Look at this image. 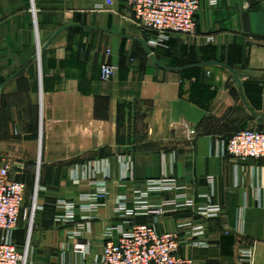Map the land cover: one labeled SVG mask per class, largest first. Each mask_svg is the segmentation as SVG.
I'll return each mask as SVG.
<instances>
[{
	"label": "crops",
	"instance_id": "0c3cea01",
	"mask_svg": "<svg viewBox=\"0 0 264 264\" xmlns=\"http://www.w3.org/2000/svg\"><path fill=\"white\" fill-rule=\"evenodd\" d=\"M197 24L196 35L173 33L166 46H156L128 0H0V102L9 96L8 109H21L29 91L36 107L40 78L49 139L62 141L60 148L47 144V164L92 153L101 159L95 178L108 185L97 211L78 208L74 221L58 222V201L81 205V193L97 191L98 182L74 180L76 164L60 184L46 177L26 264H92L107 228L120 222L116 198L126 195L132 207L137 189L164 176L176 178L195 202L157 217L159 231L180 234L181 254L198 264H264V158L239 160L226 148L236 131L264 129V0H200ZM39 37L46 46L40 73ZM104 62L116 65L109 81L101 79ZM130 162L134 176L121 180ZM209 201L221 204L216 217L199 212ZM193 222L205 224L203 246L191 245ZM78 223L86 225L87 254L74 234ZM27 224L20 217L14 233L21 252ZM249 248L248 263L242 252Z\"/></svg>",
	"mask_w": 264,
	"mask_h": 264
},
{
	"label": "built area",
	"instance_id": "2783aa9c",
	"mask_svg": "<svg viewBox=\"0 0 264 264\" xmlns=\"http://www.w3.org/2000/svg\"><path fill=\"white\" fill-rule=\"evenodd\" d=\"M211 1L214 3L216 0ZM128 4L134 11L138 25L155 34L152 42L156 46H166L173 33L189 36L198 33L197 13L200 9V0H128ZM115 73L116 65L113 63L104 62L101 65L103 81L111 80ZM190 133L193 134L194 131ZM226 148L239 160L264 158V130L236 131L227 141ZM96 164L78 166L73 172V178L79 181L81 177L92 176L90 180L98 182L97 191L81 193L79 197L81 205L73 201H58L57 207L64 209L56 218L58 222L74 221L78 208L84 212H95L102 205L101 199L106 195L108 185L104 181L96 180L95 173L98 171ZM12 170L10 162L0 163V264H26L28 250L25 253L21 252L14 237L25 200L26 184L13 178ZM133 172V164L130 162L121 176L126 179L133 178ZM105 177H110V173ZM39 191L40 188L37 186L32 207L34 213L39 208L37 205ZM172 191L173 197L162 199L158 203L150 201L152 195L156 193ZM134 194L132 207L129 206L126 195H119L116 198L113 213L120 222L107 228L103 252L92 257V264H198L193 258L181 254L182 240L178 232H161L157 228L158 216L195 205L194 200L188 196L177 179L170 176L149 179L145 186L137 189ZM221 210V204L212 201L199 207L200 214L205 218L216 217ZM139 215L153 216L154 219L150 223L135 224L133 218ZM91 218L89 215L84 217V220ZM190 225L191 245H205L200 240L205 233V224L193 222ZM85 226L78 223V231L74 234L85 240L79 248L82 253L87 254L90 243L88 236L83 234ZM253 254L254 248H249L242 252V258L249 263Z\"/></svg>",
	"mask_w": 264,
	"mask_h": 264
},
{
	"label": "rangeland",
	"instance_id": "374dc122",
	"mask_svg": "<svg viewBox=\"0 0 264 264\" xmlns=\"http://www.w3.org/2000/svg\"><path fill=\"white\" fill-rule=\"evenodd\" d=\"M40 48H42V43H40L39 37V73L42 70L43 57V52L40 53ZM22 83L26 84L29 83V81L25 77L22 80ZM40 93L41 82L39 78L37 92L38 100L36 107L33 104H30L29 91L22 94L23 105L21 109H8L9 96L6 98L7 101L4 100L0 102V163L5 161L10 162L13 167L11 173L12 177L17 180H21L26 184L25 200L21 209L20 217L28 223V233L24 236V239L21 242H18L21 250L23 249V252L27 249L28 237L30 239L29 230L36 215V213L32 212V207L34 205L33 202L37 186L40 188V194L43 190L42 184H44V179L47 177L60 184L62 177L66 176L68 171L67 166L69 164H76V166H88L101 160L100 157L97 158L95 155H92V153L86 152L83 156L71 158L68 160L67 164L65 163L66 165L62 162L53 163V165L47 164L45 155L47 144L50 143V147L60 148L62 141L58 138L52 140L51 138L49 139L52 134L49 135L48 130L46 129L44 122V105L40 98ZM12 99L13 98L11 97L9 100ZM3 104H6L7 106L5 109ZM252 129L264 130L263 128ZM40 142L41 158L39 155ZM69 161L73 162L71 163ZM62 164H64V166H62ZM121 177V180L126 179ZM26 237L27 239H25Z\"/></svg>",
	"mask_w": 264,
	"mask_h": 264
},
{
	"label": "water",
	"instance_id": "95a60500",
	"mask_svg": "<svg viewBox=\"0 0 264 264\" xmlns=\"http://www.w3.org/2000/svg\"><path fill=\"white\" fill-rule=\"evenodd\" d=\"M145 45V48H146V51L149 53V55L151 56V58L160 66V67H163V68H167L165 65H163L156 57L155 55L152 53V51L150 50V48L144 43ZM45 45L40 48V53L44 51L45 49ZM40 56V55H39Z\"/></svg>",
	"mask_w": 264,
	"mask_h": 264
}]
</instances>
